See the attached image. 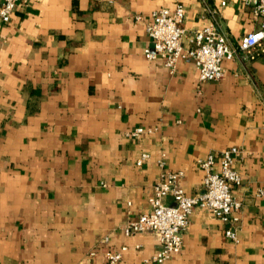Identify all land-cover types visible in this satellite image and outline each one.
Returning a JSON list of instances; mask_svg holds the SVG:
<instances>
[{
    "label": "crops",
    "instance_id": "obj_1",
    "mask_svg": "<svg viewBox=\"0 0 264 264\" xmlns=\"http://www.w3.org/2000/svg\"><path fill=\"white\" fill-rule=\"evenodd\" d=\"M176 3L188 32L212 25L232 45L260 24L242 0H30L0 19V264H107L122 245L117 264H154L158 235L122 227L150 209L160 172L199 193L197 161L232 147L235 239L194 207L163 264H264V54L239 52L210 81L190 57L173 72L147 60L151 12ZM137 126L151 132L129 136Z\"/></svg>",
    "mask_w": 264,
    "mask_h": 264
},
{
    "label": "built area",
    "instance_id": "obj_2",
    "mask_svg": "<svg viewBox=\"0 0 264 264\" xmlns=\"http://www.w3.org/2000/svg\"><path fill=\"white\" fill-rule=\"evenodd\" d=\"M30 0H0V19L7 22L18 2ZM251 7L254 16L260 19L259 27L245 33L237 44L232 45L226 36L212 25L187 31L182 26L183 6L176 3L172 10L165 7L154 9L146 25L150 45L143 52L147 60L161 59L173 72L180 59L190 57L198 70L199 81L218 80L223 76V61L234 58L239 52L250 59L264 54V0H242ZM184 41L187 42L185 46ZM151 132L137 126L128 132L131 137ZM235 147L221 152L216 164L215 157L209 154L197 161L203 171V190L188 195L178 184L182 171H162L155 179L152 195L149 197L150 209L135 220L128 221L123 233L129 237L136 233L153 232L160 240V248L152 257L154 264H163L177 254L183 247V234L189 225V215L194 207L208 210L226 226L225 235L235 239L234 226L242 202L233 193V187L241 183V175L233 167ZM164 153L155 158V163L163 168ZM151 158L148 152H141L135 160L142 165ZM263 195V190H258ZM169 196L170 203L163 199ZM139 247V244L136 245ZM127 249L122 245L119 250L104 253L107 264H117ZM93 254V253H91Z\"/></svg>",
    "mask_w": 264,
    "mask_h": 264
}]
</instances>
